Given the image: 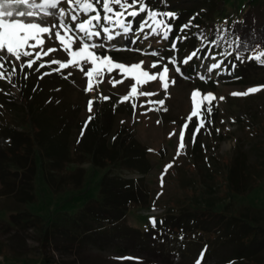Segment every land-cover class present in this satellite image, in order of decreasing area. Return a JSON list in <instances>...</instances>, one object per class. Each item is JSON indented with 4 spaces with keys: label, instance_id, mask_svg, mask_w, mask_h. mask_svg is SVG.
<instances>
[{
    "label": "rangeland",
    "instance_id": "obj_1",
    "mask_svg": "<svg viewBox=\"0 0 264 264\" xmlns=\"http://www.w3.org/2000/svg\"><path fill=\"white\" fill-rule=\"evenodd\" d=\"M246 5V0H227L224 11L216 17L219 25L225 26L240 19ZM203 12L204 9L199 11L200 14ZM53 22L55 21H49V23ZM138 25L139 23L133 26V33H136ZM145 32L138 35L130 33L111 42L96 40L98 44L105 43L108 50L98 47L94 51L99 55L106 54L126 65L144 61L143 70L150 73L160 72L163 64L168 63V58L174 54L170 48L163 51L158 47L159 43L150 44L152 43L150 40H144ZM44 39L45 51L49 47L59 49V44L55 42L54 37L51 41L47 39V36ZM73 47H79V43L77 42ZM137 49L140 51H136ZM35 51L40 49L36 48ZM153 51H157L159 57L147 54ZM258 54L260 53L256 56ZM176 56L178 60L184 58H181L178 53ZM161 57L164 59L160 66L153 69L152 63ZM219 58V56L202 58L195 64L196 70L188 67L192 62L188 65L181 64L183 76L177 74L173 66L168 64L169 81L174 79L175 84H169L167 96L159 79L144 82L146 78L141 77L142 82L137 83L132 77L139 73L127 74L125 78L118 74L119 70H114L111 76H104L102 83L98 85L94 83L93 91L88 93L84 90L87 77L71 67L61 73L52 71L53 68L58 67L55 64L42 68L38 72L35 71L42 61L68 59L67 55L60 50L42 57V61H37L32 70L25 68L24 72L32 74L35 78H40L44 72H50V75L42 78L48 86V91H52L54 96L56 93L58 101L64 103L67 109L68 107L74 109L73 113L77 119L83 120L90 114L105 111L104 107L108 102L112 107L108 112L115 130L122 123L131 124L130 115L134 113L137 137L152 152L150 155L152 169L145 177V186L148 188V198H145V201L148 204L127 212L126 222L129 227L144 232L149 227H153L150 218L154 217L157 223L164 219L170 222L176 221L174 215L177 214L171 212L172 206L179 210L193 212L191 209L193 202L197 201L202 205L206 199L212 197L219 202L216 210L226 212L229 217L237 218V214L247 208L255 212L264 211V162L260 161V158L264 160V90L247 96L232 95V93H244L249 88L264 85V71L259 70L253 73L245 71L248 80L241 84L234 83L232 80L221 82L214 79L215 71L205 74L204 67H201V64L207 66L216 63ZM22 62L23 58L16 67L19 68ZM88 67L91 65L85 67V72ZM69 71L73 74L65 79L64 76ZM201 75H206L208 78L201 80L199 78ZM112 78L122 79L123 83H118L114 87L110 82ZM0 82V89L8 90L7 92L15 95L16 98L19 97L20 89L17 83L9 84L2 80ZM133 84L136 85L138 93L156 92L159 95L133 96L130 94V87ZM197 89L202 93H213L216 99L212 101L210 117L205 111L207 102L201 104L198 111L204 114L206 126L201 129L193 143L192 131L198 123V117H193L192 121H187V117L194 110L191 93ZM126 95L129 96V100L121 102V98ZM101 96L110 97V99L105 101L100 98ZM220 97L224 99L220 100ZM90 99L94 101L91 112L88 111ZM148 99L154 101L164 99L163 107L167 111H164L159 104L142 107L141 105H145ZM133 102L137 104L135 110L131 107ZM197 102L200 103L199 97ZM149 108L153 110L149 111ZM186 122L189 127L185 130V147L179 149L178 155L179 137L182 125ZM234 158L237 163L238 187L243 190L246 186L249 188L256 183L248 192L240 193L229 186L231 172L227 163ZM38 161L40 166L34 202L23 204L15 194H7L0 180V264H35L44 259L46 254L61 264H197L202 251L203 258L200 264H235L237 262L234 258L239 248L237 249V245L233 242L221 243L215 237L209 242L211 250L207 252L204 243L196 239H181L178 233L168 230L157 233L156 242L151 244L146 241L147 245L141 244L137 239L120 241L110 237L86 242L82 248L57 249L52 245L48 248L40 226L18 222L19 217L26 219L23 213L41 217L42 225L47 226L63 215L78 213L90 200L99 199L102 179L110 169H101L90 161L83 165L70 164L62 174L83 168L86 171L85 181L78 190L67 187L56 193L47 181L43 162ZM169 165L172 166L168 167ZM113 171L127 178L142 177L138 172L117 169ZM212 228L213 231L217 230L215 224ZM263 243L262 240L255 241L252 248L248 250L251 253L250 257L261 264H264Z\"/></svg>",
    "mask_w": 264,
    "mask_h": 264
},
{
    "label": "trees",
    "instance_id": "obj_2",
    "mask_svg": "<svg viewBox=\"0 0 264 264\" xmlns=\"http://www.w3.org/2000/svg\"><path fill=\"white\" fill-rule=\"evenodd\" d=\"M226 1L145 0L151 10L173 12L176 15V19L168 21L173 25L168 40L156 35H150L147 40L152 42L150 44L159 43L160 50L171 49L172 38L180 34V26L188 24L187 21L194 17L191 19L193 27L184 33L188 39L177 45L180 57H186L200 48L198 55L201 59L219 56L218 60L224 61L222 70H215V80L244 83L248 80L245 71H264V66L252 59L257 53L264 52V0H246V9L241 18L221 26L216 17L224 11ZM202 9L204 12L200 14ZM141 18L137 17L133 26ZM195 25H199V28ZM148 31L146 29L145 35ZM199 34L214 42L208 46L206 40L202 45L197 39ZM236 36L245 38L243 46L239 48L234 43ZM230 52L239 54L244 62L235 61L233 55H225ZM201 59L194 58L188 67L196 70L195 64ZM233 63L235 67H232ZM17 70L12 84L17 83L19 86V97L16 98L5 89L0 93V180L7 194H15L23 204L36 200L38 160L43 162L47 181L56 193L67 187L78 190L85 181L86 171L83 168L62 174L70 164L83 165L90 161L96 167L110 169L102 179L99 199L90 200L78 213L63 215L47 226L42 225L41 217L27 213H23L26 219L19 217L18 222L40 226L48 248L51 245L57 249L82 248L86 242L110 237L120 241L137 239L141 244H146V241L152 244L158 239L157 233L168 230L178 233L181 239H196L204 243L207 252L211 250L209 242L215 237L221 243L233 242L239 248L234 258L237 260L235 264H261L250 257L248 250L255 241H264V211L255 212L247 208L240 211L237 218L229 217L226 212L216 210L219 202L212 197L202 205L193 202V212L172 206L171 212L177 214H173L176 221L164 219L144 232L129 227L127 212L148 204L145 201L148 198L145 177L152 169V152L137 137L134 113L130 115L131 124L122 123L115 130L108 112L112 107L108 102L105 111L90 114L83 120L77 119L74 109H67L64 103L58 101L56 93L54 96L52 91H48L43 79L35 78L30 73L25 79L18 67ZM89 116L92 117L90 122ZM260 161L264 162L262 158ZM227 166L231 172V189L244 193L256 185L254 183L241 190L238 187L235 158ZM114 169L138 172L142 177L127 178L114 173ZM214 224L216 231L212 228ZM208 226H211L210 229H206ZM35 264L61 263L46 254L44 259Z\"/></svg>",
    "mask_w": 264,
    "mask_h": 264
},
{
    "label": "snow or ice",
    "instance_id": "obj_3",
    "mask_svg": "<svg viewBox=\"0 0 264 264\" xmlns=\"http://www.w3.org/2000/svg\"><path fill=\"white\" fill-rule=\"evenodd\" d=\"M103 14V15H102ZM137 17H142L136 33H133V24ZM162 17V18H158ZM131 18V19H129ZM176 19V15L173 12H157L151 10L146 4L145 0H0V80L6 83L12 84V78L17 75L16 64L20 63L19 72L27 78V73L24 69H33V65L37 64V61H42V57L49 56L58 50L65 53L68 59L61 61L59 59H51L48 61H42L38 64L35 71L45 67H51L52 65H58L53 68V72L61 73L64 70L71 67L72 69L83 73L87 77V85L85 92L91 93L94 88V83L98 85L103 82L105 75L111 76L114 70H119L118 74L127 78V74L133 75V79L137 83H141V77L146 78V81H156L159 79L162 83V89L167 96L169 84H175V80L169 81L168 73L170 71L168 64H171L177 74L183 76L184 73L181 69V64L188 65L193 59H201L198 53L200 48L193 50L188 56L182 60H178L176 54L180 51L177 47L178 44L183 43L188 39L185 31L193 25L191 24V18L188 24L180 26V34L172 38L171 51L173 56L168 58V63L163 64L160 72L150 73L147 70H143L142 66L144 61H140L135 64L126 65L121 62L115 61L108 55H99L94 49L101 47L107 51L105 43H96V40L111 42L118 37L126 36L130 33L138 35V33H144L148 29V33L144 36L148 39L150 35L161 36L163 39L168 40L170 33L173 31V25L168 23L169 20ZM50 20L55 22L49 23ZM151 22V23H150ZM199 28V25H195ZM103 34V35H102ZM47 36L49 41L55 38V42L59 44V49L55 47H49L44 50L45 39ZM197 39L200 40L203 45L207 40L202 34L197 35ZM245 38L236 36L234 43L237 47L243 46ZM31 42V43H30ZM79 43V47H73L74 44ZM214 41L207 40V45L210 46ZM39 48L40 51H35ZM136 51H140L137 49ZM155 57H159L157 51L147 53ZM225 55H233V53H226ZM31 57L30 59H28ZM12 58V59H9ZM164 58L161 57L155 60L151 67L153 69L160 66L161 61ZM215 59V57H213ZM235 61L244 62L239 54L233 55ZM256 62L264 66V52H261L255 57H252ZM88 70L85 72V67ZM224 65L223 60H218L216 63L201 67H204L205 74L212 73L215 70H222ZM235 67V63L232 64ZM50 72H44L41 75V79L45 75H50ZM72 72L69 71L64 76L68 79L72 76ZM217 74H219L217 72ZM94 77L96 78L94 80ZM201 80H206V75L199 77ZM110 82L115 87L118 83H123V80H116L112 78ZM14 86V85H13ZM264 90V85L249 88L244 93H232L233 96H247L249 94L256 93ZM3 91V89H0ZM130 94L135 96L152 97L159 95L156 92H139L135 84L130 87ZM200 98V103L197 102V98ZM101 99L107 101L110 97L101 96ZM191 99L194 104V110L187 117V121H192L193 117H198V123L194 126L192 131V141L195 143L196 136L200 134L201 129L205 128L206 123L204 114L198 111L201 108L203 102H207V108L205 109L207 115L210 117L212 113V101L216 99L213 93H202L199 89L194 90L191 93ZM223 100L224 97H220ZM129 100V96L126 95L121 98V102ZM94 101H88V111H92ZM159 104L164 111L165 100L160 99L154 101L148 99L145 105ZM133 110L136 109L137 104L133 102L131 104ZM149 111L153 110L151 108ZM158 110V109H157ZM92 119L89 116L88 121ZM210 122V121H209ZM189 127L188 122L182 125V131L179 137L178 155L179 149L185 147L184 135L185 130ZM219 131V130H217ZM174 134V133H173ZM169 165L168 167H171ZM150 223L153 227L156 226V219L150 218ZM162 223V221L160 222ZM203 258V251L201 257L198 258L197 264H200V260Z\"/></svg>",
    "mask_w": 264,
    "mask_h": 264
}]
</instances>
